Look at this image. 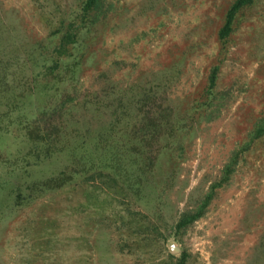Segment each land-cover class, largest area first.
<instances>
[{
	"label": "rangeland",
	"instance_id": "rangeland-1",
	"mask_svg": "<svg viewBox=\"0 0 264 264\" xmlns=\"http://www.w3.org/2000/svg\"><path fill=\"white\" fill-rule=\"evenodd\" d=\"M82 1L0 0V264H264V0Z\"/></svg>",
	"mask_w": 264,
	"mask_h": 264
},
{
	"label": "trees",
	"instance_id": "trees-1",
	"mask_svg": "<svg viewBox=\"0 0 264 264\" xmlns=\"http://www.w3.org/2000/svg\"><path fill=\"white\" fill-rule=\"evenodd\" d=\"M251 0H237L236 3L232 6V8L230 9V11L228 12L227 18H226V23L224 28L221 31V38L222 39H226L229 34L232 32V27H233V23L238 15V13L240 12V10L246 6L247 4L250 3ZM104 1L103 0H84L82 1V3L79 5L80 8L78 10H76L75 12H77L78 15H76L77 17H75V20L78 19V17L80 16L81 19L78 20V22H80L79 25H77V30L79 32H89L90 28L89 25H93L95 24L96 21H99V11L102 10ZM71 25V24H70ZM61 41L60 43V48H67L66 45L69 42H74V41H70L72 39L71 34H65L63 33L62 38H59ZM65 40H68L65 42ZM47 70H49L50 68L45 66ZM215 73V72H214ZM59 75H56V77H58ZM216 74H214L212 76V78L210 79V87H215L216 85ZM57 145V144H56ZM56 145H50L48 147H46V150H42L37 146H33L32 150L30 149L28 153H26L24 155L23 158L20 159V161L15 162L13 164V171H17V170H21V172L25 175L27 174V172L30 170V167L33 166H40L42 165L45 161L50 160L52 158L55 157V155H59V152L61 151V149H63V147H57ZM84 152H85V157L88 158V155L85 148H84ZM35 159L34 161H32L31 159ZM24 162H28L26 164V166H23L22 163ZM29 169V170H28ZM63 174V173H62ZM61 174V175H62ZM58 178V176H53L50 177L49 179H42V180H37V182L33 183V186L36 185H41V186H45V185H49L51 182L56 181L55 179ZM66 179V175H62V177L59 176L57 183L59 182H64ZM4 183L1 184V186L4 188ZM18 190V185H16L14 187V192L13 196L15 195L14 193ZM4 200H0V204L3 203ZM197 216H193V217H189V216H184L183 219L180 221L178 227L180 226H186L189 222L194 221V219Z\"/></svg>",
	"mask_w": 264,
	"mask_h": 264
}]
</instances>
